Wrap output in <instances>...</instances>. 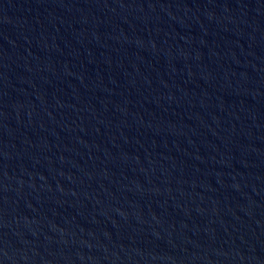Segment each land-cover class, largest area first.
<instances>
[{
    "label": "water",
    "instance_id": "1",
    "mask_svg": "<svg viewBox=\"0 0 264 264\" xmlns=\"http://www.w3.org/2000/svg\"><path fill=\"white\" fill-rule=\"evenodd\" d=\"M0 264H264V0H0Z\"/></svg>",
    "mask_w": 264,
    "mask_h": 264
}]
</instances>
